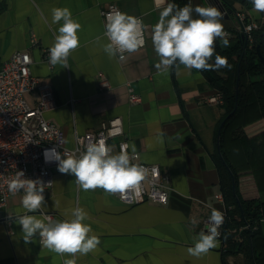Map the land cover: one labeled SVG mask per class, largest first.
Masks as SVG:
<instances>
[{
    "label": "crops",
    "instance_id": "0c3cea01",
    "mask_svg": "<svg viewBox=\"0 0 264 264\" xmlns=\"http://www.w3.org/2000/svg\"><path fill=\"white\" fill-rule=\"evenodd\" d=\"M110 2L128 15L141 16L146 30L144 47L126 54L123 62L109 58L102 49L108 41L101 11ZM169 3L172 0H0V63L16 51L30 52L33 74L54 88L59 105L45 116L62 127L65 145L74 148L78 134L96 131L103 122L121 117L130 150L134 145L142 161L159 164L171 178L173 190L167 204L145 201L130 205L99 188L84 191L74 175L55 170L43 210L55 212L63 220L71 217L73 209H85L89 214L85 223L101 241L94 252L77 255L76 264H244L242 253L225 255L219 239L218 246L206 255L187 254L193 237L203 230L210 206L225 207L216 198L222 190L215 161L224 108L210 100L217 90L203 71L193 69L189 75L183 66L179 74L175 68L161 72L155 67L159 58L151 30ZM190 3L217 7L229 36L231 28L238 26V19L233 18L236 11L225 17L222 1ZM56 7L69 8L81 24L80 47L69 56L67 68L51 65L46 57L60 26L52 23L51 10ZM237 8L253 18L262 16L241 3ZM102 74L111 87L100 88ZM130 87L141 96L139 102H131ZM27 98L36 104L37 90ZM246 128L254 140L263 138L262 120ZM117 142V138L110 140L114 151ZM242 188L246 195H257L245 180ZM22 195L12 194L6 204H0V264H64L72 257L42 248L38 236L28 243L23 240L21 226L15 222V216L25 211ZM29 214L44 217L40 212ZM260 227L264 232V218Z\"/></svg>",
    "mask_w": 264,
    "mask_h": 264
},
{
    "label": "clouds",
    "instance_id": "9594fccd",
    "mask_svg": "<svg viewBox=\"0 0 264 264\" xmlns=\"http://www.w3.org/2000/svg\"><path fill=\"white\" fill-rule=\"evenodd\" d=\"M251 3L254 10L264 12V0H251ZM51 16L52 23L60 26L49 49L48 62L67 68L69 56L80 47L78 32L81 24L67 7L53 8ZM222 19L223 13L215 6L193 7L189 3L179 7L173 3L167 4L151 30V42L159 58L155 67L161 72L175 68L179 74L183 66L189 75L193 69L231 70L228 59L215 50L217 40L224 48L230 46L229 34L224 30ZM104 27L108 42L102 45V49L109 58L126 61V54L138 52L146 43L145 26L140 17L113 10L107 14ZM126 149L127 146H122L119 153L113 154V149L101 139L98 142L89 141L79 155L67 151L61 154L52 148L45 150L44 158L46 162H58L60 173L74 175L76 184L84 191L99 188L125 198L126 193L133 191L139 195L143 182L148 178L147 169L133 162L135 146H131V154ZM24 175L23 171H16L14 178L8 181V190L13 195L23 192L20 202L25 211L15 216V222L21 226L25 243L38 236L42 248L72 257L65 259L64 264H76L77 255L94 252L101 241L91 225L85 223L89 219L85 209L77 207L72 210L70 218L63 220L29 214L42 212L45 208L44 192L49 184L39 179H26ZM224 219L222 211L212 208L205 224L206 231L202 230L193 237V246L187 248V254L199 258L217 247L219 229ZM192 223L196 224L197 221L193 220Z\"/></svg>",
    "mask_w": 264,
    "mask_h": 264
},
{
    "label": "built area",
    "instance_id": "2783aa9c",
    "mask_svg": "<svg viewBox=\"0 0 264 264\" xmlns=\"http://www.w3.org/2000/svg\"><path fill=\"white\" fill-rule=\"evenodd\" d=\"M113 10L122 12L115 2H110L102 9L101 13L105 23L107 14ZM236 15L241 32L247 36L248 40L252 39L253 31L259 27L258 20L241 10L236 11ZM137 17L142 19L141 16ZM225 31L230 34L229 30ZM46 57L49 60V53ZM32 63L33 58L26 50L16 51L8 60L0 63V204L2 205L6 204L9 196L12 195L8 190V181L14 178L16 171H23L26 179H39L45 184H49L44 192L46 197L47 190L54 185V171L58 170V162H46L45 150L55 148L61 154L67 151L79 155L85 150V145L89 141L98 142L103 139L111 147L110 140L117 138L118 150H113V154L119 153L122 146H127L126 150L131 154L121 117L103 122L96 131L78 134L75 147H67L62 127L45 116L46 111L59 105L54 88L50 83L41 82L40 78L33 74ZM109 87H111L110 81L102 74L100 88ZM34 90L38 92V99L33 105L28 100L27 94ZM130 90L131 102H139L141 96L131 87ZM210 100L217 103L223 102L220 92L211 96ZM133 162L147 169L148 178L143 182L139 195L133 191L126 193L125 198H121L117 194L118 198L130 205L145 201L167 204L173 190L170 175L164 173L159 164L142 161L138 151L135 152ZM216 198L223 202L225 207L210 206V213L204 219L203 230L206 231L205 224L208 222L212 208L222 211L225 219L219 229L220 237L218 238L222 244L227 208L223 192L216 194ZM40 213L53 220H61L55 212L42 210Z\"/></svg>",
    "mask_w": 264,
    "mask_h": 264
},
{
    "label": "trees",
    "instance_id": "16d2710c",
    "mask_svg": "<svg viewBox=\"0 0 264 264\" xmlns=\"http://www.w3.org/2000/svg\"><path fill=\"white\" fill-rule=\"evenodd\" d=\"M190 1L172 0V3L183 7ZM222 1L234 11H238V3L253 7L251 0ZM255 19L259 27L247 44L239 25L231 28L229 47H222L219 40L215 43L216 53L228 59L231 70L203 71L223 98L221 153L218 150L215 156L227 208L221 248L225 255L242 253L244 264H264V232L260 227L264 218V136L254 140L246 128L258 120H262L264 128V62L258 52L259 48L264 56V18ZM243 180L256 189L257 195L244 193Z\"/></svg>",
    "mask_w": 264,
    "mask_h": 264
},
{
    "label": "water",
    "instance_id": "95a60500",
    "mask_svg": "<svg viewBox=\"0 0 264 264\" xmlns=\"http://www.w3.org/2000/svg\"><path fill=\"white\" fill-rule=\"evenodd\" d=\"M219 1H222V0H219ZM241 2H244V0H240ZM223 2V1H222ZM223 8H224V10L226 11V15H225V17H231V14L233 13V12H235L234 11V8H232L231 6H229V5H227V4H225L224 2H223ZM243 37L245 38V42H246V44L248 43V38H247V36L245 35V34H243ZM258 52H259V56H260V58H261V60L264 62V56L262 55V53H261V51H260V49L258 48ZM238 86H239V78H238V82H237V89H238ZM236 109V108H235ZM235 111V110H234ZM231 115V113L228 115V117ZM224 121L225 120H223L222 122H221V124H220V126H219V129H218V133H217V136H218V150H219V152L221 153V151H220V145H219V136H220V131H221V128H222V125H223V123H224ZM234 189H235V181H234Z\"/></svg>",
    "mask_w": 264,
    "mask_h": 264
},
{
    "label": "rangeland",
    "instance_id": "374dc122",
    "mask_svg": "<svg viewBox=\"0 0 264 264\" xmlns=\"http://www.w3.org/2000/svg\"><path fill=\"white\" fill-rule=\"evenodd\" d=\"M251 12L257 16L260 15L261 12H257L256 10H254V8L252 7L251 9ZM233 18H234V21H236V19H238L235 15H233ZM262 18H264V12H262Z\"/></svg>",
    "mask_w": 264,
    "mask_h": 264
}]
</instances>
